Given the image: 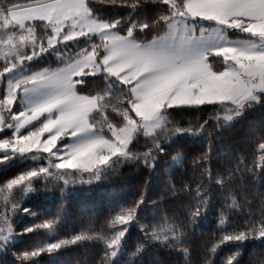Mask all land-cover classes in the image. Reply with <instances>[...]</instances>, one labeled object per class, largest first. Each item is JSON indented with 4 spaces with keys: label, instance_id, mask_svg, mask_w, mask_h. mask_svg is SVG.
<instances>
[{
    "label": "snow or ice",
    "instance_id": "1",
    "mask_svg": "<svg viewBox=\"0 0 264 264\" xmlns=\"http://www.w3.org/2000/svg\"><path fill=\"white\" fill-rule=\"evenodd\" d=\"M257 110L264 0H0V264L85 243L86 264H143L154 247L173 264H264ZM162 164L155 189L85 212L75 234L63 204L24 206Z\"/></svg>",
    "mask_w": 264,
    "mask_h": 264
},
{
    "label": "trees",
    "instance_id": "2",
    "mask_svg": "<svg viewBox=\"0 0 264 264\" xmlns=\"http://www.w3.org/2000/svg\"><path fill=\"white\" fill-rule=\"evenodd\" d=\"M22 2V0H21ZM110 11V10H109ZM264 113L259 110L249 114L247 121H259ZM0 138H3L0 136ZM171 155V154H170ZM168 165L162 164L157 173H151L146 169H137L134 165L123 166L120 173L111 176L103 182H94L92 185L76 186L74 190L67 192L63 198L59 190L41 191L38 193H30L25 200V207H33V210L41 208L55 212L60 205H64L63 225L61 233L75 234L80 231L83 224L87 223L85 212H96L105 214L108 208L118 201L132 199L138 194L139 190L144 188V181L151 179L152 188L164 179L163 168ZM103 215L100 216V221ZM214 228V224H208L202 227V231L208 232ZM19 231V229H17ZM42 234H37L41 236ZM139 233L133 232L132 242ZM29 242L35 240L36 237L28 238ZM199 244V241H197ZM227 252V249H225ZM95 249L85 243L84 245L68 246L60 253L59 258H50L47 254L43 255L40 264H86L94 258ZM223 255V253L221 254ZM245 254V258H246ZM143 264H173L181 260L176 254L169 253L159 248H149L142 257Z\"/></svg>",
    "mask_w": 264,
    "mask_h": 264
}]
</instances>
